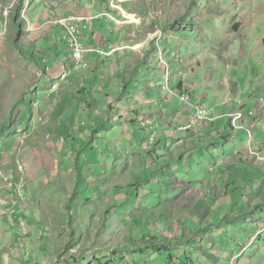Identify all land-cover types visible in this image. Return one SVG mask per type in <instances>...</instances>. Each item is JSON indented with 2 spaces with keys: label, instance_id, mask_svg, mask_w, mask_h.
<instances>
[{
  "label": "rangeland",
  "instance_id": "374dc122",
  "mask_svg": "<svg viewBox=\"0 0 264 264\" xmlns=\"http://www.w3.org/2000/svg\"><path fill=\"white\" fill-rule=\"evenodd\" d=\"M113 2L126 6V11H132L130 9L134 6H137V9L145 8L151 17L155 16V19L158 18L160 21L166 19L169 24L181 25V15L184 13L187 23L191 25L194 15L207 22L219 20L217 49H221L223 53L218 57L222 55L226 61V68L230 71L233 81V83L230 81L229 86L234 87L229 95L230 99H226V102H229L220 108L219 113L222 115V110L234 112L237 109V102L242 100L251 104L246 111L249 114L257 102L264 101L262 93L254 97V93L264 88V49H261L264 14H259L258 19L253 18V13L250 16L253 8L258 7L264 11V0H113ZM253 2L256 5L251 8ZM75 4L80 6L83 0H0V264H132L134 260L139 264H173L172 257L177 259L176 264L187 263V258L192 257L196 264L205 262L226 264L222 257H219L220 260L216 263L212 256L208 255L207 259L206 254L203 261H198V258L203 256V245L210 243L211 237L216 238V235L212 236L211 233L206 235L207 229L203 230L202 225L209 226L208 222L212 221L216 226L217 221L227 226V222H233L230 234L223 231L224 234L217 240L212 239L214 246L218 242V248L228 250L232 242L237 244L238 241H245L241 234L242 230L247 231L249 228L248 218L254 220L257 216L260 220L261 216V221L264 222V162L259 160L258 154H251L256 150L264 155V118L260 125L256 123L253 125L251 132L242 130L243 124L240 122L245 116L239 121L235 118L231 122L229 118L224 119V124L219 123L217 127L221 136L219 142L208 141L211 138L208 133L192 139L186 135L182 140V146L176 144L178 148L177 154L171 159L173 162L182 154L191 152L192 146L198 142L202 147L207 144V150L211 149L207 152L209 157L202 162L198 160L195 164V157L190 156L184 160L187 163L186 167H180L175 163L173 166L177 170L176 176L168 164L170 179L167 181L164 179L165 174L159 160H155L156 163L151 169L149 164L144 168L146 158L144 156L148 154L135 152V144L139 146V143H142L143 150L139 152L152 149L156 155L163 154L166 150L160 145L154 147L158 141L157 132H153L147 140L146 131H140V142L134 139L131 143L104 141L103 138L107 136L105 128L101 133L95 132L96 123L106 121L100 107L103 106L101 96L96 98L98 103L93 101L86 103L82 99H79L82 103H78L76 100L75 106L71 109L73 116L70 117V113L65 116L64 123L61 118L51 117L53 104L43 111L38 109V114L36 111L28 113L27 103H20V110V100L27 94L28 89L31 91L34 89L32 86L29 87V84L31 82L33 84L37 74L45 71L33 54L40 49L46 59L55 55L52 43L43 41L37 49L36 44L40 38L37 35L32 36L36 29L44 28L40 17L44 16L45 7L56 8L59 13L55 15L58 17L70 11ZM216 11L222 13L216 14ZM125 15L135 18L127 13ZM57 17H52L51 20H56ZM82 24L83 22L81 27ZM82 32L81 28V34ZM51 34L53 37L56 35L54 31H51ZM155 34L156 38H159L161 31L157 28ZM255 34L260 35L254 38ZM198 38H201L200 33L193 37V44L201 51L198 60H205L208 50L213 46H205V42H198ZM160 44L163 46L168 43L161 40ZM156 46L159 47V44H155V48ZM172 48L181 50L187 61L189 55L187 45ZM159 52L161 55L162 52ZM242 54L244 58L239 61L238 67H235L234 62H237L236 59H240ZM174 56L167 54L165 59H161L164 67V62H167L172 69V72L168 71L165 75V82L179 81L175 79V73L181 61L176 60ZM175 60L176 67L173 63ZM152 61L151 59L150 62H144L147 72L140 70L142 78L139 80L140 83L144 78H154L157 73L163 74V70H157L161 67ZM158 61L160 62V58L157 56L156 62ZM130 64H135V61L130 60ZM192 64L199 68L197 62ZM210 64L211 62L208 65L210 70H216L217 66ZM190 66L191 69L194 68ZM26 67L29 69L26 70ZM132 67L123 73L122 79L136 84L138 74L131 70ZM72 68L75 69L73 61ZM87 68L89 64L86 61L82 71ZM199 74L202 75L201 71ZM225 75V70L217 71L214 82H219L218 78ZM226 85L228 86V81L224 82V86ZM165 91L167 92L166 89ZM154 92L156 94V90ZM34 103L38 101L35 100ZM89 104L91 106L88 107ZM206 108L208 109L207 105ZM22 113L25 114L26 120L22 118ZM91 121L94 130H91ZM105 123H108L107 129L110 130L111 122ZM132 125L135 127V124ZM154 134L155 140L152 139ZM92 140L95 146L98 145L97 150L90 146ZM202 149L198 148L196 151L201 153ZM108 150L110 153L119 152V155L112 156L107 153ZM169 155L168 153L167 156ZM164 160L161 159L163 162ZM262 160L264 161L263 158ZM231 164L237 167L233 173L228 170ZM254 164L257 167H254ZM150 171L156 176L152 180H158L163 184L165 182L167 188L164 186V189H168V192L162 193L160 189H156V192L150 194L148 188L152 182H148L146 189L143 190L140 186L136 188L135 198L132 196L130 198L133 200L131 206L126 204L123 211L124 205L121 202L126 200L122 197L121 204L113 210L111 204L117 203L116 191L121 190L117 187L128 190L130 184L146 177ZM197 177H200V182L196 181ZM80 185L84 187L83 191ZM90 186L92 189L99 188L101 193L97 194V191L89 193ZM220 193L223 197L216 200ZM137 196L139 198H136ZM70 202L71 207H75L72 212L68 209ZM108 213L110 224L107 226ZM199 214L200 218H193ZM184 215L188 217L187 220ZM189 220L191 222H187ZM185 226L189 233L191 231L190 240L196 239L195 236L200 233L203 234L201 239L205 238V243L199 240L194 244L195 241L192 240L190 245H187L188 236L183 238L180 229ZM262 233L264 229L259 235ZM142 238L145 240L141 241ZM153 238L156 239L152 240ZM179 238L178 246L162 244V241L173 242ZM118 245L127 246V250L122 252V259L115 257ZM256 245L246 255L247 258L259 252L258 245H264V235ZM155 246L167 249L158 255L154 253ZM146 247L149 250L141 252V249ZM235 248V251H240L238 245ZM114 257L115 260L112 261ZM240 258L238 255L230 257L231 264H237Z\"/></svg>",
  "mask_w": 264,
  "mask_h": 264
},
{
  "label": "crops",
  "instance_id": "0c3cea01",
  "mask_svg": "<svg viewBox=\"0 0 264 264\" xmlns=\"http://www.w3.org/2000/svg\"><path fill=\"white\" fill-rule=\"evenodd\" d=\"M110 2L111 0H83L82 5L78 6L75 4L74 7L70 8V11L58 17L55 15L59 13L56 8L45 7L44 16L40 17V20L43 21L42 24L44 28L36 29L32 36L37 35L39 36L38 38H40L36 44L37 49L39 48L38 45L40 46L43 41H45V43H52L55 48V55H53L52 58L46 59L40 49L33 54L34 57L36 56L37 59L41 60V66L45 71L37 74L36 78L33 79V84L32 82L29 84V87L32 86L35 90L33 89L31 91L28 89L26 91L27 94H25L19 102L20 110V103H27L28 113L30 111L31 113L36 111L38 114V109L43 111L53 104L51 117L55 119L61 118L64 123L65 116L69 113L70 117L73 116V114H71V109L75 106L74 102L76 100L78 103H82L79 99H82L86 103H90L91 101L98 103L99 101H97L96 98L101 96V103H103V106L100 107L103 109L102 112L103 115H105L106 121L100 124L98 121V123H96L97 131L95 132L101 133L103 128H105L107 133L106 138H103L100 134V138H103L104 141H127L131 143V141L135 139L140 142V131H146L148 136L147 140H149V136L153 132H157V147L161 146L163 150H166L163 151V154L156 155L155 152L151 154L148 151L139 152L143 150L142 147L144 145L142 143H139V146L136 144L134 146L136 147V154H148V156H144L146 157L144 160V168L148 164L151 168L157 160L163 162L161 159H173V155L177 154L176 149L178 147L176 144L182 146V140L186 138V135L190 136L192 139V137L195 138L199 135L208 133L211 135L208 141L219 142L221 136L219 135L220 132L217 127L219 123L224 124V119L226 118H229L231 122L233 120L232 116L243 114L245 119H241L242 121L240 122L243 124L241 126L243 128L242 130L246 129L250 132V129L255 123L260 125V121L263 122L264 101L257 102L254 109L249 114H247L246 111L251 104L242 102V100L237 102V109L234 112L228 113L222 110L223 114L221 115L219 113L220 108L226 106L229 102H226V99H230L229 95L234 89V87L229 86L232 78L230 71L226 68V61L223 60L222 55L218 57L219 54L223 53L221 49H217V34L220 32L219 20L214 19L207 22L203 20V18L194 15L192 18L193 25H191L187 23L188 20L185 17L186 13H184L181 15L182 23L181 25L179 23V26L178 24L175 25V23L169 24L166 19L160 21L158 18L155 19V16L151 17L150 14L146 12L145 8L137 9V6H134L132 7L133 9L128 7L132 11H126V6L119 4L120 8L116 9L112 7ZM255 5L256 3L253 2L251 8L255 7ZM125 13L133 15L135 18H130L125 15ZM220 13L222 12L216 11V14ZM252 13L253 18L256 17L255 19H258V15L264 14V11L257 7V9H252L250 16H252ZM67 15L85 18L81 27L83 31L81 38L87 48L85 59L89 64V68L83 71L72 68L71 52L64 41L63 26L56 22L55 19L51 20L52 17H57L59 19ZM200 19L203 22L200 21ZM207 23L209 24L207 25ZM157 28L161 31V36L159 38H156L157 34H155ZM51 31L55 32L56 35L54 37L51 36ZM196 33L201 34V38H198V42L204 41L205 46H213V48L208 50L209 52L206 54L205 60H198L201 51L199 47L193 44V37ZM258 36L255 34L254 38ZM261 39V49H264V36ZM161 40L167 41L168 44L161 46ZM155 44H159V47L156 46L157 48H155ZM177 45H187L189 52L187 61L185 60L186 58L182 56L181 50H174L172 48L173 46L176 48ZM254 47L260 49V47ZM159 51L162 52L161 55ZM29 52H27V54ZM102 52H104V54ZM167 54L169 56L175 55L174 57H176V60L178 59L181 61V63L177 65V71L175 73V79H179V81L173 82V80H171L170 82L171 88L177 93L173 91L166 92L165 88H163L165 85L164 83H166L164 80L166 69L161 59H165V55ZM157 56L160 58V62H156ZM243 58L244 55L242 54L240 59H236L237 62L233 61L234 66L238 67L239 61ZM110 59L113 60V62H111L112 64L110 63ZM151 59L155 65L161 67L157 70H163L164 72L163 74L157 73V76L154 78H144L142 83H140L139 80L142 79L140 78V70L147 72V66L144 65V62H150ZM130 60H134L135 64H130ZM176 60L173 62L175 67ZM32 61L33 59L31 58L30 62ZM196 62L199 66L198 69L192 64ZM209 62L217 66L216 70H210L208 66ZM190 65L194 68L191 69ZM130 66H133L131 70L136 71L138 74L136 84L133 82H126L125 79H122L124 76L123 73L129 71ZM143 66H145V68L142 69ZM27 69H29V67H26V70ZM232 69L233 67L231 70ZM219 70H225L226 75L223 78H218L220 80L219 82H214L215 74ZM199 71H201L202 75L199 74ZM133 75L137 77L136 74ZM28 79H30L29 73ZM226 81H228V86H224V82ZM207 82H209V84H207ZM155 90L156 94L154 92ZM180 92L190 93L196 104H206L214 120L194 123L192 120L193 114L189 115L185 112V106L178 95ZM260 93L264 94V88H260L257 93H254V97L259 96ZM35 100L38 101V103H34ZM36 104H39V106ZM89 106L91 105L89 104L88 107ZM28 113L26 115H28ZM24 115L25 114L22 113V118L26 120L27 118ZM108 121L111 122L110 130L107 129L108 123H105ZM92 122L93 121H91L90 127L91 130H94L95 127L92 126ZM132 123L135 124V127ZM150 128H152V130H150ZM111 134L113 137H111ZM179 140L181 141L178 142ZM206 146L207 144L202 147L198 142L197 145L192 146L191 152H186V154H182L181 157H177L176 162L173 164L178 163L180 167H183L185 163L182 161V157L187 159L190 156L195 157V164L198 163V160H201V162L207 160L209 154H207L208 151ZM198 148H203L201 153L196 151ZM208 150L211 151V149ZM107 153H110L109 150ZM168 153L170 154L169 156H167ZM252 153L258 154L259 160L264 162L262 160V158L264 159V155L256 150H253L251 154ZM110 154L115 156L116 154L119 155V152ZM164 155L166 156L162 158ZM232 165L233 164L229 165L228 168L231 173L237 169V167ZM254 167L257 166L254 164ZM144 173L146 172L144 171ZM197 175L199 176V173ZM199 178L200 177L195 178L196 181L200 182ZM221 197H223L222 193H220V196H216V200H219ZM184 216L185 220H187L186 218L188 217L186 215ZM193 218H200V214L195 215ZM254 218V220L248 218L247 222L249 228L247 231L242 230L241 237H244L245 241H238L237 244L232 242L228 250L218 248V242L216 246H214L213 243L218 237L224 234L223 231H226V234L232 232L231 229L234 226L233 222H227V226H223L217 223V221L216 226L212 224V221L208 222L209 226L202 225L203 230L207 229L206 235L211 233L212 236L216 235V238L211 237L210 243L203 245V256L201 255L198 261H203L204 254H206L207 259H209V256H212L216 263L220 260L219 257H222L226 264H231L230 257L232 258L238 255L241 258L237 264H264V245H258L259 252L254 251L255 253L251 257H246L249 251L257 246L256 243L262 239L264 235V233L259 235L260 231L264 229V222L261 221L262 217L260 216V220L257 219V216ZM187 222H191V220ZM256 225L258 227H256ZM180 229L182 231L181 236L183 233V238L188 236V240L186 241L187 245H190L192 240L195 241L194 244L198 243L199 240H202L203 244L205 243V238L201 239L203 234L198 233V236H195L196 239L190 240L189 235L191 231L189 233L187 226L181 227ZM212 239H214V241ZM236 245H238L239 252L235 251ZM244 250L246 252H244ZM176 260L177 259H174L172 263L174 264ZM132 264L139 263L134 260ZM178 264L196 263L194 257H192L189 258L187 263ZM204 264H207V262Z\"/></svg>",
  "mask_w": 264,
  "mask_h": 264
},
{
  "label": "built area",
  "instance_id": "2783aa9c",
  "mask_svg": "<svg viewBox=\"0 0 264 264\" xmlns=\"http://www.w3.org/2000/svg\"><path fill=\"white\" fill-rule=\"evenodd\" d=\"M112 7L120 8V5H116L113 0ZM85 20L83 17L79 16H66L62 17L56 20V22L60 23L63 26L64 29V41L68 45V48L71 52V58L73 61V65L75 67V70H82L84 66L86 65V59L85 54L87 52V49L85 47L84 42L82 41V34H81V23ZM104 54V52H102ZM166 74L168 71L172 72L171 66L164 62ZM167 64V65H166ZM170 78V77H169ZM165 89L170 92H175L171 88L170 81H166ZM179 97L185 106V112H187L189 115H192V120L194 123L204 122L206 120H214L212 113L209 112V110L206 108L205 104H196L193 101V97L190 93H184L180 92ZM243 117V114H239L236 116H232V118H235L237 121H239ZM152 139H156V134L152 136ZM156 143V142H155ZM155 146V144H154Z\"/></svg>",
  "mask_w": 264,
  "mask_h": 264
},
{
  "label": "trees",
  "instance_id": "16d2710c",
  "mask_svg": "<svg viewBox=\"0 0 264 264\" xmlns=\"http://www.w3.org/2000/svg\"><path fill=\"white\" fill-rule=\"evenodd\" d=\"M36 60H38L39 62L41 61L40 59H36ZM94 138H95V136H94ZM94 140H92L90 143H92V145H90L91 147H92V149H95V147H97V146H95L94 145ZM157 146H158V141L155 143V148H157ZM96 150H97V148H96ZM208 151V150H207ZM148 152L149 153H154V151H152V149H148ZM185 160V157H182V161L185 163V165L183 166V167H186V165H187V163L184 161ZM181 161V160H180ZM174 162H173V160H169V159H165L164 160V162H160V164L162 165V171L164 172V179H166L167 181L170 179V177H169V172L167 171V166H168V164H170L171 165V167H172V169L174 170V175L176 176L177 175V170H175L174 169V164H173ZM151 169V168H150ZM147 173V172H146ZM156 176H155V173H153V172H148V174H147V176L146 177H142V179L141 180H138V181H136V182H134V183H132V184H130V189H128V190H126V189H124L123 187H117V189H121V190H123V191H121V190H117L116 191V201H117V203H113L112 202V204H111V207L113 208V210L114 209H116V207L119 205V204H123L124 206L122 207V210L124 211L125 210V208H126V204H128L129 206H131V203H132V201L133 200H131L130 198H131V196L133 197V199L135 198L134 197V192H135V190H136V188H138L139 186L140 187H142L143 188V190L144 189H146L148 186H147V183L148 182H152V185H150L151 187L150 188H148L149 189V193L151 194V193H154V192H156L155 190L156 189H160L161 191H162V193H167L168 191V189H164L166 186H165V182H164V184H163V182H158V180H152L153 178H155ZM154 185H156V187H154ZM165 186V187H164ZM172 186H174V185H172ZM171 186V187H172ZM82 187V185H80V188ZM134 187V188H133ZM167 188V187H166ZM132 189H134V191L132 190ZM84 190V187H82V191ZM96 192L97 194H100L101 193V190L99 189V188H96V189H92L91 188V186H90V189H89V193H91V194H93V192ZM81 194V196L83 195L82 193H80ZM122 194H124V196L122 195ZM146 195H147V193H145ZM78 195V194H77ZM136 196V195H135ZM77 197V196H76ZM122 197H125L124 199L126 200L125 202H121L122 201ZM136 198H139V196H137ZM90 199V198H89ZM139 200V199H138ZM121 202V203H120ZM68 209H69V211L70 212H72V211H74L75 210V207H71V202H70V204H69V206H68ZM120 214V213H119ZM109 216H110V214L108 213L107 214V219H108V221H107V226L110 224L109 223ZM143 227V226H142ZM156 238H153L152 240H155ZM141 241H144L145 240V238H142V239H140ZM140 240H136V241H140ZM180 240V238L178 239V240H175V241H173V242H171V241H169V240H165V241H162L163 243L162 244H169V245H172V246H178V241ZM159 244H161V243H159ZM127 246L129 247V244H127ZM127 246H125V247H123V246H120V245H118L117 246V248L115 249V250H118L117 252L115 251V257L116 258H120V259H122V252L123 251H126L127 249ZM164 249H167L166 247H164V248H160V247H157V246H155V254H158V255H161L162 253H163V250ZM142 251L141 252H144V251H146V250H149V248L148 247H146V249H141ZM121 251V252H120ZM117 253H119V254H117ZM121 253V254H120ZM115 257H114V259H112V261L113 260H115ZM175 258L174 257H172L171 258V260L173 261ZM78 262H82L83 260H77ZM118 261V260H117ZM187 261H189V258H187Z\"/></svg>",
  "mask_w": 264,
  "mask_h": 264
},
{
  "label": "water",
  "instance_id": "95a60500",
  "mask_svg": "<svg viewBox=\"0 0 264 264\" xmlns=\"http://www.w3.org/2000/svg\"><path fill=\"white\" fill-rule=\"evenodd\" d=\"M66 17V16H65ZM62 18V17H61ZM58 19V18H57Z\"/></svg>",
  "mask_w": 264,
  "mask_h": 264
},
{
  "label": "clouds",
  "instance_id": "9594fccd",
  "mask_svg": "<svg viewBox=\"0 0 264 264\" xmlns=\"http://www.w3.org/2000/svg\"><path fill=\"white\" fill-rule=\"evenodd\" d=\"M57 20V19H56Z\"/></svg>",
  "mask_w": 264,
  "mask_h": 264
}]
</instances>
